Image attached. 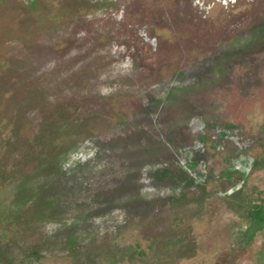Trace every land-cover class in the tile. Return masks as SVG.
Here are the masks:
<instances>
[{
	"label": "rangeland",
	"instance_id": "374dc122",
	"mask_svg": "<svg viewBox=\"0 0 264 264\" xmlns=\"http://www.w3.org/2000/svg\"><path fill=\"white\" fill-rule=\"evenodd\" d=\"M251 205L264 0H0V264H264Z\"/></svg>",
	"mask_w": 264,
	"mask_h": 264
},
{
	"label": "trees",
	"instance_id": "16d2710c",
	"mask_svg": "<svg viewBox=\"0 0 264 264\" xmlns=\"http://www.w3.org/2000/svg\"><path fill=\"white\" fill-rule=\"evenodd\" d=\"M253 167H256V163L253 162ZM182 175H186L185 172L182 173ZM251 219H252V225L245 230V232L242 234L244 238H246L247 243H251L254 236L264 229V207L261 205H251L248 209ZM24 255L21 259H19V264H34L39 263L44 259V254L42 253L41 249L39 248H31L24 250ZM136 258L134 256H128V262L134 263ZM16 262L12 261H6L5 264H15ZM17 263V264H18ZM121 263V261L119 262ZM123 264V263H122Z\"/></svg>",
	"mask_w": 264,
	"mask_h": 264
}]
</instances>
